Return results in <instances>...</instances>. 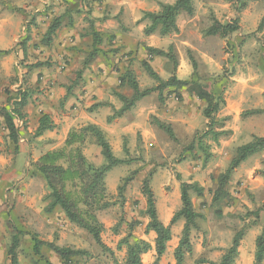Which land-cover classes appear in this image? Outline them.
<instances>
[{"label": "clouds", "instance_id": "9594fccd", "mask_svg": "<svg viewBox=\"0 0 264 264\" xmlns=\"http://www.w3.org/2000/svg\"><path fill=\"white\" fill-rule=\"evenodd\" d=\"M0 264H264V0H0Z\"/></svg>", "mask_w": 264, "mask_h": 264}]
</instances>
